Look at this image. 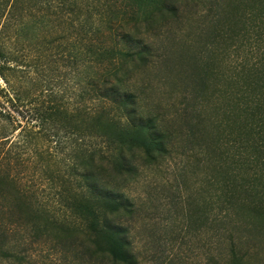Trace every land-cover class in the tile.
<instances>
[{
  "label": "trees",
  "instance_id": "obj_1",
  "mask_svg": "<svg viewBox=\"0 0 264 264\" xmlns=\"http://www.w3.org/2000/svg\"><path fill=\"white\" fill-rule=\"evenodd\" d=\"M1 19L0 264H25L35 243L80 264H139L127 188L180 152L205 171L198 220L224 248L209 264H264V0H0ZM40 22L34 66L75 71L74 104L11 84L30 66L16 65L7 29ZM148 68L175 74L164 111L135 80Z\"/></svg>",
  "mask_w": 264,
  "mask_h": 264
},
{
  "label": "rangeland",
  "instance_id": "obj_2",
  "mask_svg": "<svg viewBox=\"0 0 264 264\" xmlns=\"http://www.w3.org/2000/svg\"><path fill=\"white\" fill-rule=\"evenodd\" d=\"M196 21L197 18L190 23L191 26H194ZM2 24L3 19L0 20V30H3ZM185 27L189 28L187 25ZM10 29H7L4 40L8 39L5 44L15 52V56H18L16 65L20 69H23L25 64L30 66L25 78L11 79L14 90L29 94L32 100L40 96L41 90L44 95H48L52 90L55 95L67 94L70 102H75V71L70 70L65 73L60 61L50 64L49 58L40 63L43 65L34 66L39 51L47 47L42 43L44 36L49 37L41 22L31 28L29 24V27L23 30ZM185 30L179 33L178 38H187ZM167 47L170 49L171 45L168 43ZM243 52L245 53V49ZM246 52H252V56H255L253 46L246 48ZM23 55L25 57H22ZM236 55H229L230 60L226 62L235 65ZM54 58L58 59L57 56ZM170 70L144 69L135 79L138 85L146 86L148 101L152 104H160L161 111H164L167 104L175 101L180 91L175 83V74ZM36 73L45 75V86L42 88L37 87L41 78ZM165 83L167 84L163 85ZM4 87L5 83L0 78V88ZM1 100L4 101V98L1 97ZM8 105L15 116L22 115L20 109L13 107L15 105ZM28 108H32V105ZM21 120L22 124L26 123V119ZM186 158L187 155H181L180 152L164 160L158 167L144 169L140 179L127 188V195L132 198L137 209L132 235L135 239L139 264H209V256L216 257L220 250L224 249L217 243L218 226L215 224L214 227H210L208 223L202 225L198 220L201 214L197 212V207L201 205L202 199L198 198L196 192L202 188L201 181L205 171L202 168L199 170L191 167ZM30 175L29 181L34 184L33 168ZM260 240L257 249L259 258H264V239ZM25 256V264H80L73 256L57 253L51 245L43 243H35L27 247Z\"/></svg>",
  "mask_w": 264,
  "mask_h": 264
}]
</instances>
